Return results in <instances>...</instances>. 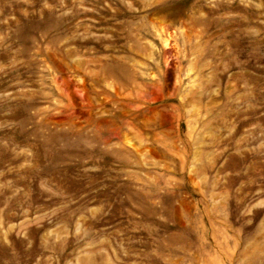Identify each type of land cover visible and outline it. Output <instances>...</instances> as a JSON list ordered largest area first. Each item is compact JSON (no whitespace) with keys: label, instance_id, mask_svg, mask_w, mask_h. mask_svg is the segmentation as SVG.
Instances as JSON below:
<instances>
[{"label":"rangeland","instance_id":"rangeland-1","mask_svg":"<svg viewBox=\"0 0 264 264\" xmlns=\"http://www.w3.org/2000/svg\"><path fill=\"white\" fill-rule=\"evenodd\" d=\"M0 264H264V0H0Z\"/></svg>","mask_w":264,"mask_h":264}]
</instances>
